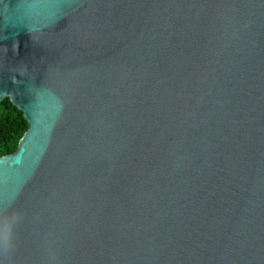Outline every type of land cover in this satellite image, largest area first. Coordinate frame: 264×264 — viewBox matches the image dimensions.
Returning <instances> with one entry per match:
<instances>
[{"label": "water", "instance_id": "95a60500", "mask_svg": "<svg viewBox=\"0 0 264 264\" xmlns=\"http://www.w3.org/2000/svg\"><path fill=\"white\" fill-rule=\"evenodd\" d=\"M0 264H264V0H0Z\"/></svg>", "mask_w": 264, "mask_h": 264}, {"label": "trees", "instance_id": "16d2710c", "mask_svg": "<svg viewBox=\"0 0 264 264\" xmlns=\"http://www.w3.org/2000/svg\"><path fill=\"white\" fill-rule=\"evenodd\" d=\"M28 125L23 114L9 100L0 101V157L14 153Z\"/></svg>", "mask_w": 264, "mask_h": 264}]
</instances>
